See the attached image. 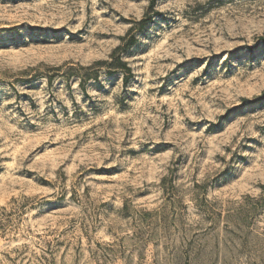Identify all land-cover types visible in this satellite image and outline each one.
<instances>
[{
  "label": "rangeland",
  "instance_id": "obj_1",
  "mask_svg": "<svg viewBox=\"0 0 264 264\" xmlns=\"http://www.w3.org/2000/svg\"><path fill=\"white\" fill-rule=\"evenodd\" d=\"M0 0V264H264V0Z\"/></svg>",
  "mask_w": 264,
  "mask_h": 264
},
{
  "label": "trees",
  "instance_id": "obj_2",
  "mask_svg": "<svg viewBox=\"0 0 264 264\" xmlns=\"http://www.w3.org/2000/svg\"><path fill=\"white\" fill-rule=\"evenodd\" d=\"M155 6V1L152 0L144 16L139 20H135L132 26H130V28L126 32V34L124 36H121L120 44L113 49V51L109 55V59L97 60L89 66L82 67V69H84L85 71V74L82 76L81 79V87L83 90H85L86 88V81L98 78V72H95V74L89 73V70L93 68L100 70L102 67H104L108 70V72L111 71V69L115 71H120L124 75V81L126 83L129 81V79L131 78V68L124 60L123 55L137 44L139 33L143 32L144 29L154 21V17L159 14ZM262 190L264 194V185L262 186ZM261 200L264 201V197H262Z\"/></svg>",
  "mask_w": 264,
  "mask_h": 264
}]
</instances>
